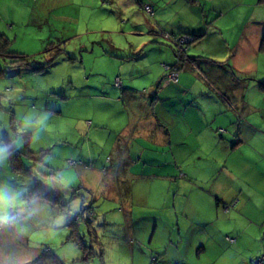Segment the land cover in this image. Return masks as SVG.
Returning a JSON list of instances; mask_svg holds the SVG:
<instances>
[{
	"label": "rangeland",
	"instance_id": "rangeland-1",
	"mask_svg": "<svg viewBox=\"0 0 264 264\" xmlns=\"http://www.w3.org/2000/svg\"><path fill=\"white\" fill-rule=\"evenodd\" d=\"M192 1L199 10L188 9L187 15L183 14L191 23L206 27L211 21L223 24L221 29L228 36L242 32L243 24L238 23H242L244 13H237L247 8L243 4L246 0H229L235 13L224 17L210 9L211 4L224 6L225 0ZM252 7L259 8L256 4ZM148 21L151 20L137 0H0V34H6L7 51L22 54L30 64H43L47 57L59 53L41 71L23 66L0 74V136L5 128L8 139L16 138V147L23 150L25 136L20 132L27 131L31 134L30 149H44L39 160L22 155L25 166L31 169L30 175L21 174L11 168L8 148L0 138V194L12 200L3 210L9 221L0 224V264H39L34 260L46 248L66 264H155L150 260L155 257L159 264H238L244 258L243 252L231 251L234 245L224 241L234 240L229 235L224 237L225 231L220 232L224 227L220 230L208 223L216 213L222 217L220 207L213 208L205 202L197 187L182 183L179 189L174 184L167 191V182H155L150 184L152 190L148 187L149 201L143 205L136 203L137 198L127 189L131 182L119 179L115 159L119 144L114 141L120 127L128 123V113L132 117V110L126 109L124 99L113 101L120 97L119 93L113 100L101 99L99 95L104 94H100L97 82L95 88L87 90L89 74L84 68L93 62L105 63L84 50L89 49L91 40L97 44L101 39H114L123 45L138 38L137 30L148 35ZM134 41L138 39L131 42ZM261 56L253 63L256 79L264 81V55ZM12 59L0 56V70L8 67ZM118 67L111 63L107 69L113 74ZM90 78L97 80L98 76ZM251 89L247 95L252 94ZM10 107L16 116L11 125ZM250 142L251 148L243 144L240 151L246 154L249 164L264 167V136L253 137ZM36 183L46 190L61 191L62 202L51 204L30 197ZM145 184L135 189L146 195L140 187ZM133 202L131 221L126 224L123 214ZM89 206L94 214L85 215L92 220L91 228L98 233L103 249L89 241L84 220L79 219L75 227L79 234L72 232L71 218L79 208ZM154 223L156 233L150 244ZM204 227L210 229L209 236L203 235ZM162 240H168L171 249L157 256L152 244ZM201 243L205 250L197 259L194 252ZM244 243L253 249L254 242ZM167 258L170 263L163 262Z\"/></svg>",
	"mask_w": 264,
	"mask_h": 264
},
{
	"label": "crops",
	"instance_id": "crops-1",
	"mask_svg": "<svg viewBox=\"0 0 264 264\" xmlns=\"http://www.w3.org/2000/svg\"><path fill=\"white\" fill-rule=\"evenodd\" d=\"M145 1L153 10L151 15L146 14L151 20L148 35L137 30L138 38L132 40L138 41L128 40L129 43L123 45L114 39H101L98 45L91 40L89 49L84 50L104 60V66L119 65L111 74L103 64H88L84 68L89 74L87 90L92 89L91 86L95 88L97 82L100 94H104L99 95L101 99L113 100L119 93L118 100L113 101L118 103L124 99L126 109L132 110V117L128 113V123L120 127L114 141L119 144L115 156L116 168L121 173L119 179L131 182L127 189L137 198L136 203L143 205L149 201L150 184L155 182H167V191L173 189L174 184L179 189L182 183L197 187L205 202L213 208L220 207L222 217L216 213L208 223L216 229L224 227L220 231H225L224 237H233L232 242L225 238L224 241L234 245L230 246L231 251L239 249L237 251L245 254L238 264H257V256L264 253V167L249 164L240 148L243 144L251 148L253 137L264 136V89L259 87V82L264 81L256 79L257 69L253 63L254 58L264 55L259 51L264 35V0L243 3L247 8L236 12L244 13L245 18L238 23L243 24V30L234 36L222 31L223 24L214 25L211 21L206 27L191 23L183 14L187 15L188 9L199 10L192 0ZM225 1L224 6L211 4L210 11L223 17L234 14V6L229 0ZM137 3L143 4L142 0ZM254 4L259 8H253ZM157 26L168 32L196 36L186 51L177 83L159 86L163 76L161 64L173 63L176 57L172 47L163 43L165 41L155 32ZM136 52H139L137 57L122 58ZM92 75L98 76L97 80H91ZM116 77L121 79L122 87L115 85ZM249 88L252 94L247 95ZM252 95L254 100L250 99ZM8 112L11 125V117L15 120L16 116L11 107ZM3 130L0 138L6 142L5 138L10 136L5 128ZM15 139L13 146L17 148ZM139 161L144 165L140 166ZM140 183H146L140 186L146 195L135 189ZM232 200H236L235 206L225 213L222 205ZM133 206L134 202L123 214L126 224L131 221ZM156 225L154 223L151 230L150 244ZM202 233L209 236L210 229L204 227ZM211 237L216 238L214 234ZM246 241L254 242L253 249L247 247ZM152 247L157 256L171 249L168 240L153 243ZM197 248L194 255L199 259L205 245L201 243ZM131 252L133 254V248ZM150 260L159 264L158 258ZM170 261V258L163 260ZM181 264L189 263L182 261Z\"/></svg>",
	"mask_w": 264,
	"mask_h": 264
},
{
	"label": "trees",
	"instance_id": "trees-1",
	"mask_svg": "<svg viewBox=\"0 0 264 264\" xmlns=\"http://www.w3.org/2000/svg\"><path fill=\"white\" fill-rule=\"evenodd\" d=\"M144 4H149V3H143L142 4L141 7L143 8V10H144ZM146 14L151 15L152 13L149 14V13L146 12ZM156 30H155V32L161 38L163 37L162 39L165 41L163 43H166L167 45H170L172 47L173 53H174V55L176 57V60L173 63H162L161 64L162 69H163V76H164V74L166 73V70L164 69L163 66L164 65H171V66L175 65L180 60L181 61H185L186 53H185V55L177 53V51L172 46V44L167 43V39L163 36V33L166 32V33H169V34L179 35V34H182V33H185V32H178V33H176V32H168V31H166V30H164V29H162L160 27H157ZM194 37H195L194 38V40H195L196 36L194 35ZM7 43H8V41L5 38V36L3 34H0V56H2V57L3 56L13 57V59L10 60L11 64L8 67H6L5 69H1L0 70V74H2V75L5 74V73H9L11 70H15V68H20V67H23V66L24 67H29L33 71H41V70L45 69L46 67L50 66L52 64V62H54V59H55L56 55L59 54V53H55L54 55L47 57L46 61L43 64H40V63L39 64H30V63H27V60L23 57L22 54L7 51L6 50ZM58 51L61 52L60 50H58ZM259 51L264 53V35H262L261 41L259 43ZM111 55H113V54H111ZM138 55H139V52H136L135 54H130V55L122 57V58H126L127 57L129 59V58L137 57ZM163 76H162V79H161V82H160L159 86L163 85ZM178 76H179V74H178ZM116 78H119V77H116ZM116 78L114 80L115 85H117L119 87H122V84H120V85L116 84V82H115ZM120 81H121V79H120ZM171 83H173V82H169L168 84H171ZM165 85H167V84H165ZM259 87L261 89H264V82H259ZM11 123L12 124L15 123V120H14L13 117H11ZM15 130H16V126H15ZM20 133H21V135L25 136V141L23 142L24 143V149L21 150V151L13 146V139L5 138V141H6L5 143H6V146L8 148V159H9V163H10L11 168L15 172L21 173V174L30 175V170L29 169H31V168L25 166V164H24V162L22 160L23 159L22 155L25 154L26 157L30 158L31 160L32 159L33 160H39L41 153L44 152V149H39L37 151L30 150L28 148V144H29L28 141H29V137H30L29 133L27 131H22ZM29 196L45 200V201H47V202H49L51 204L61 203L62 199H63V193L61 191L56 190V189L55 190H46L42 185H40L38 183H36V186L33 188L32 191H30ZM235 204H236V200H232L229 203L223 204L222 205V209L224 211V208H227L226 212H228L231 208H233L235 206ZM89 212H90L91 216L94 214V212L90 209V206L87 207V208H84V209L79 208V210L75 212V214L73 215V216H75V218H71L72 221L70 222V225H72V232L76 233V234H79L78 228L76 229L75 227H76L77 222L79 221V219L80 220H84L86 222V229H87V233H88V236H89V241L92 242V244L94 246L103 249L102 243L99 240L97 233L91 228V219L89 217H87V216H90L88 214ZM84 216H86V219H84L85 218ZM261 255H264V253L260 254V256L258 258H260ZM153 257H155V256H153ZM156 258L157 257H155V259ZM257 259H256V263L257 264H260V263L264 264V261L257 262ZM34 261L39 263V264H66L64 262V260H62V258H60L59 256L55 255L53 252H51L47 248L44 249L41 252V254L38 257L35 258Z\"/></svg>",
	"mask_w": 264,
	"mask_h": 264
},
{
	"label": "built area",
	"instance_id": "built-area-1",
	"mask_svg": "<svg viewBox=\"0 0 264 264\" xmlns=\"http://www.w3.org/2000/svg\"><path fill=\"white\" fill-rule=\"evenodd\" d=\"M151 6L149 4H144V10L146 12H152ZM163 36L167 39V41L172 44V46L175 48L177 53L185 55L188 46L194 41V35L189 33H182L179 35L169 34L164 32ZM164 69L166 70V73L163 76V84H168L169 82L176 83L178 81V74L179 72L184 68V61H179L175 65H164ZM116 84L120 85L121 81L119 78H116ZM69 163H72V160H68ZM227 208H224V211H226ZM264 261V255H261L260 258L257 259V262Z\"/></svg>",
	"mask_w": 264,
	"mask_h": 264
},
{
	"label": "clouds",
	"instance_id": "clouds-1",
	"mask_svg": "<svg viewBox=\"0 0 264 264\" xmlns=\"http://www.w3.org/2000/svg\"><path fill=\"white\" fill-rule=\"evenodd\" d=\"M12 203V200L11 198L3 195V194H0V224H4V223H7L9 221V216L4 213V207L5 206H10Z\"/></svg>",
	"mask_w": 264,
	"mask_h": 264
}]
</instances>
